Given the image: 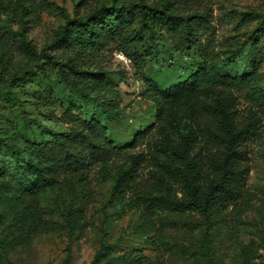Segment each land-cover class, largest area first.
I'll return each mask as SVG.
<instances>
[{
  "label": "rangeland",
  "instance_id": "1",
  "mask_svg": "<svg viewBox=\"0 0 264 264\" xmlns=\"http://www.w3.org/2000/svg\"><path fill=\"white\" fill-rule=\"evenodd\" d=\"M78 2L0 0V264H264V29L248 38L264 12V0H170L181 13L203 16L197 43L185 49L183 40L156 34L155 45L145 40L112 45L89 60L90 66L108 71L105 79L114 88L103 100L112 105L108 113L91 100H78L56 81V73L36 72V54L74 17ZM110 2L84 0L79 11ZM31 5L33 13L26 10ZM154 49L158 62L146 54ZM223 59L226 71L239 72L248 64L246 82L234 89L237 109L241 117L252 107L260 118L247 143L246 184L239 198L211 214L184 211L163 199L131 197L116 206L112 186L127 154L148 151L145 142L128 149L133 136L154 129L167 93L186 85L203 60L216 65ZM246 84L261 92L255 107ZM68 100L80 103L75 115L104 125L119 148L111 170L103 177L92 171L85 189L73 173L62 184L26 192L19 169L28 161L26 147L68 127L62 118ZM164 131L182 133L176 121ZM152 149L163 164L165 156ZM152 163L141 167V179L149 177Z\"/></svg>",
  "mask_w": 264,
  "mask_h": 264
},
{
  "label": "trees",
  "instance_id": "2",
  "mask_svg": "<svg viewBox=\"0 0 264 264\" xmlns=\"http://www.w3.org/2000/svg\"><path fill=\"white\" fill-rule=\"evenodd\" d=\"M83 1L77 3L74 17L66 19L48 46L36 54V72L56 73V81L71 88L78 100H91L103 113L112 109V105L103 100L112 96L114 88L105 79L108 71L90 66L89 60L112 45L123 48L144 40L155 45L156 34L175 42L183 40L185 49H190L197 43L196 38L206 23L200 14H185L174 9L170 0L151 3L111 0L108 5H93L80 12ZM33 8L26 10L33 13ZM257 17L255 28L248 34L250 40L264 29V12ZM136 18L138 27H134ZM22 36L28 49L33 50L24 34ZM146 54L158 62L156 49ZM226 61L223 59L214 65L203 60L186 85L167 93L157 109L154 129L133 136L127 148L133 150L145 142L148 151L127 154L124 168L112 186L111 196L116 206L131 197L163 199L184 211L211 214L239 198L246 184L247 143L255 134L260 118L252 107L241 117L237 109L234 89L246 82L248 64L240 67L239 72H231L223 70ZM245 90L251 105H258L261 92L248 84ZM78 104L67 101L62 115L68 125L65 130L49 131V139L26 147L28 161L19 167L25 176L24 191L34 192L46 185L62 184L66 175L73 173L85 189L92 171L102 177L110 172L119 148L112 144L99 121L73 113L80 108ZM169 121L180 124V135L165 134ZM149 133L155 136L150 137ZM153 146L159 155L165 156L163 164L154 155ZM152 161L153 168L147 172L149 177L141 179V167L149 168ZM13 196L20 201L19 196Z\"/></svg>",
  "mask_w": 264,
  "mask_h": 264
}]
</instances>
